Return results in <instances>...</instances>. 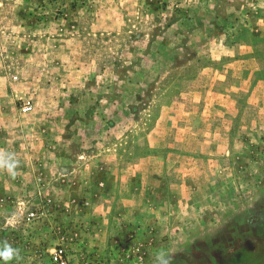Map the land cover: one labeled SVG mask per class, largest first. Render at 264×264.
I'll return each mask as SVG.
<instances>
[{"label":"rangeland","instance_id":"rangeland-1","mask_svg":"<svg viewBox=\"0 0 264 264\" xmlns=\"http://www.w3.org/2000/svg\"><path fill=\"white\" fill-rule=\"evenodd\" d=\"M0 152L9 264H264V0H0Z\"/></svg>","mask_w":264,"mask_h":264},{"label":"clouds","instance_id":"clouds-1","mask_svg":"<svg viewBox=\"0 0 264 264\" xmlns=\"http://www.w3.org/2000/svg\"><path fill=\"white\" fill-rule=\"evenodd\" d=\"M0 165H2L12 177L15 176V168L17 161L13 154L0 152ZM16 249H14L7 242H0V264H9L16 255ZM157 264H170V261L165 257L163 252L156 255Z\"/></svg>","mask_w":264,"mask_h":264},{"label":"built area","instance_id":"built-area-1","mask_svg":"<svg viewBox=\"0 0 264 264\" xmlns=\"http://www.w3.org/2000/svg\"><path fill=\"white\" fill-rule=\"evenodd\" d=\"M29 108H30L29 106L26 107V109H29Z\"/></svg>","mask_w":264,"mask_h":264}]
</instances>
